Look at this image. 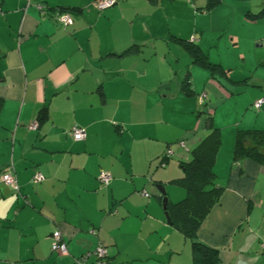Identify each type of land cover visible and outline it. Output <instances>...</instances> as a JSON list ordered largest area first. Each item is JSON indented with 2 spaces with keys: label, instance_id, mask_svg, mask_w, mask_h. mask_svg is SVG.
I'll use <instances>...</instances> for the list:
<instances>
[{
  "label": "crops",
  "instance_id": "crops-1",
  "mask_svg": "<svg viewBox=\"0 0 264 264\" xmlns=\"http://www.w3.org/2000/svg\"><path fill=\"white\" fill-rule=\"evenodd\" d=\"M94 2L0 0V173L11 171L20 190L0 180V264H78L98 245L109 264H192L191 241L166 221L156 185L168 190L181 176L172 156L161 162L166 146L191 130L183 141L193 147L205 132L195 111L206 86L242 115L223 130L226 102L211 114L221 127L213 171L223 190L197 237L217 249V264H264V165L233 156L237 130H264V102L254 106L264 99V0H220L209 11L227 4L250 30L228 32L235 61L217 60L223 87L199 64L179 66L182 56L189 64L185 44L204 54L206 29L190 16L196 22L207 0H117L102 11ZM60 8L74 9L66 27L54 19ZM75 125L82 140L71 135ZM55 229L65 254L50 248Z\"/></svg>",
  "mask_w": 264,
  "mask_h": 264
},
{
  "label": "trees",
  "instance_id": "trees-1",
  "mask_svg": "<svg viewBox=\"0 0 264 264\" xmlns=\"http://www.w3.org/2000/svg\"><path fill=\"white\" fill-rule=\"evenodd\" d=\"M219 2L220 0H207L204 10L214 8ZM60 9L68 10L70 13L74 11L68 8ZM185 46L194 57L193 61L196 64L208 67L198 47L190 44H185ZM218 70L217 72L225 75L226 71L221 68ZM186 81L187 79L183 81L182 88L185 92H190ZM199 100L201 103L204 101L203 95L199 96ZM43 113H45L44 110H41V114ZM207 117L205 132L195 140L193 147L187 141H176L179 143L178 150L189 157L185 161H180L183 169L181 176L169 181L170 184L183 188L185 192L184 197L179 201L168 202L167 209L171 224L191 241L192 264H217L219 262L217 249L205 245L197 237L202 221L223 190L222 187L217 186L216 175L213 171V162L220 144V129L214 126L210 112ZM180 142L184 143L183 146ZM174 154L176 153L172 149V144H168L161 155V162ZM233 156L234 158H252L264 165V130H237Z\"/></svg>",
  "mask_w": 264,
  "mask_h": 264
},
{
  "label": "rangeland",
  "instance_id": "rangeland-1",
  "mask_svg": "<svg viewBox=\"0 0 264 264\" xmlns=\"http://www.w3.org/2000/svg\"><path fill=\"white\" fill-rule=\"evenodd\" d=\"M231 1H233L234 3H240V2H259L261 0H231ZM191 3L194 4L195 0H191ZM192 6H195V4ZM203 6L204 4L201 6L199 5L196 6V8L198 7L197 9L196 8L194 9V11L198 13V16L196 17V22H195V18L190 16V23L197 24V27L206 29L205 39L203 40L202 43L204 54L203 52L202 53L200 52V54L202 56L204 55V61L208 63V67L206 68L207 70L205 71L208 74H211L216 81L218 80L217 81L218 86L223 87L225 83L223 80L220 79V75H221L220 72H217V70L221 68L219 65L216 64L217 60L223 63L222 65L223 67H227L233 61H235V57L230 52L231 50L229 49L226 42V37L229 38L228 32L230 31L233 33H237L238 31H240L242 34L246 35V33H248L250 30L248 27L246 26L243 27L242 25H240L238 21V17L236 16L235 13H232L233 11L230 10L227 4L224 3L220 4L221 6L220 10L217 11L216 9L214 12L211 13L209 11L213 10L214 8L210 10H204L202 8ZM203 13H206L205 17L200 16V14ZM219 30H222L221 35L219 33ZM199 33H200L199 31H196L195 34L199 35ZM262 43H264V41H262ZM187 53L189 54L188 56L189 64L184 65L186 61L185 56L181 57L179 64V66H181V68H185V70H188V66L196 65V63L193 61L194 57L188 51ZM205 89L207 95H203L204 104L201 105L200 108L195 111V117L199 114V112H202V116L200 117V120L202 122L201 126H203L206 122L205 115H208L209 112L212 114V112L217 108V105L219 104L223 105V103L226 102L225 104L226 117L222 119V122L224 124L222 126H225L223 130L227 128H231V125L229 124H232L236 120H238L242 115V113L241 112L236 113L233 104L231 102L227 103L225 95L219 94V92L210 91L209 86H206ZM200 95L201 94H199L198 97ZM214 126L219 128V126L215 124ZM220 132H221V127H220ZM190 134H191V130L189 131L188 136H185L183 137V139H178V140H187L190 137ZM171 144H172V149L176 154H174V156H172V158L169 161H172L174 165L173 170L176 173L181 174L183 169L181 168L180 160L177 159V154L179 151L178 150L179 143L175 141L174 143ZM168 187H169L168 190L165 187L166 196L168 197V200L173 201V200H180L182 198L180 197L179 199V197H177V192H175V191H179L177 189H181V188H178V186L177 187L173 186L172 184H169Z\"/></svg>",
  "mask_w": 264,
  "mask_h": 264
},
{
  "label": "built area",
  "instance_id": "built-area-1",
  "mask_svg": "<svg viewBox=\"0 0 264 264\" xmlns=\"http://www.w3.org/2000/svg\"><path fill=\"white\" fill-rule=\"evenodd\" d=\"M31 0H26V3L29 4ZM117 3V0H95L94 6L99 10L102 11L104 9H107ZM38 7L41 11H44V7L42 5L38 4ZM55 21L61 25L62 27H66L69 24L72 23V14L68 10H62L58 9L57 12L54 15ZM194 38L191 37L190 41H193ZM262 102H264V99H260L257 102L254 103V106L258 108ZM30 129H36L37 125L35 123L31 124L29 126ZM71 135L75 140H82L85 136V131L83 128L78 126H73L71 128ZM183 142H180V145L183 146ZM170 152V151H168ZM43 175L40 172H35L32 177L33 183H39L43 180ZM0 180L8 185L10 188H12L15 192H19V185L17 183L15 175L11 171H3L0 173ZM110 180V175L107 173H101L100 175V181L103 185H107ZM143 195L147 196L148 194L146 192H143ZM50 239V248L52 251H56L58 253L65 254L67 252L66 244L61 236V233L59 230L55 229L52 231L51 235L49 236ZM260 250L262 253H264V240L260 242ZM89 256H93V260L89 264H109L107 259V251L102 245H98L95 247L94 250L90 252H86L77 259H75V262L78 264H87L86 260L89 258Z\"/></svg>",
  "mask_w": 264,
  "mask_h": 264
},
{
  "label": "water",
  "instance_id": "water-1",
  "mask_svg": "<svg viewBox=\"0 0 264 264\" xmlns=\"http://www.w3.org/2000/svg\"><path fill=\"white\" fill-rule=\"evenodd\" d=\"M156 188L158 189V191L161 193V195L163 196L162 198V203H163V210H164V216L165 219L168 223L171 224L170 218H169V214H168V210H167V205H168V199L166 197V193H165V189L162 185H156Z\"/></svg>",
  "mask_w": 264,
  "mask_h": 264
}]
</instances>
